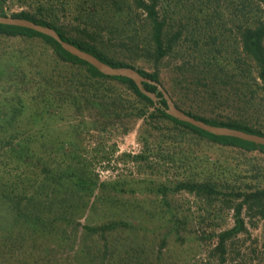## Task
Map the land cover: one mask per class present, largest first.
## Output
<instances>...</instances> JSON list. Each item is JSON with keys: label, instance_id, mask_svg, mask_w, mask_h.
<instances>
[{"label": "trees", "instance_id": "1", "mask_svg": "<svg viewBox=\"0 0 264 264\" xmlns=\"http://www.w3.org/2000/svg\"><path fill=\"white\" fill-rule=\"evenodd\" d=\"M8 2L26 8L6 11ZM0 15L50 26L64 40L112 66L137 69L161 83L176 105L197 119L264 136V0H0ZM2 37L41 39L55 66L37 64L30 77L12 54L7 67L19 98L0 102V167L10 171L14 163L27 165L31 180L30 187H21L27 181V177L20 180L23 172L13 179L14 171L3 173L0 168V264H264V187L245 183V175L230 160L218 157L213 162L202 148L231 147L248 158L252 152L264 154V144L218 135L176 118L166 112L167 100L156 84L144 81L161 106L132 78L103 73L48 34L0 23ZM57 66L65 76L56 71ZM29 80L31 122H40L42 132L22 140L15 132L2 131L13 126L16 113L27 107L20 94L28 91ZM65 109H70L66 117ZM89 111L94 119L88 126L100 131L121 123L129 132L132 126L125 125L126 119H143L138 134L142 149L125 157L153 168L152 173L185 165L186 179L176 175L175 184L165 179L153 187L162 202L169 206V195L181 190L209 203L220 201L233 208V225L186 236L178 215L158 211L157 218L164 220L161 226L173 225L158 248L148 249L147 214L125 211L128 204L123 203L100 224L82 225L79 236L81 223L68 213L75 202L80 201L77 208H87L95 189L101 187L92 207L95 211L102 201L116 199L119 204L115 194L123 198L128 190L117 183H100L92 169L79 166V154L64 166L54 163L50 152L37 150L35 143L46 139L43 128L50 125L48 120L71 121ZM70 142L62 140L67 149L58 147L55 158L65 162V154L73 148ZM263 170L253 169L255 180L249 182L262 180ZM239 181L246 188L233 186ZM109 185L116 188L114 195L104 190ZM261 224L263 229L256 231ZM172 231L175 239L170 241ZM133 235L144 238L134 243ZM21 237L25 243L19 242Z\"/></svg>", "mask_w": 264, "mask_h": 264}, {"label": "rangeland", "instance_id": "2", "mask_svg": "<svg viewBox=\"0 0 264 264\" xmlns=\"http://www.w3.org/2000/svg\"><path fill=\"white\" fill-rule=\"evenodd\" d=\"M23 8L26 7H23L20 4H13L11 2L4 5V10L6 11H9V9L10 11H20ZM0 52H3L4 54L3 56H0L4 61H0L2 64L0 67V102H14L19 98V94L16 93V91H19L18 86L15 87V83L13 81L14 75L7 73V67L10 66V60L13 61L14 57L18 61L20 69L27 72L30 77L31 69H34L37 64H41L44 67L55 66L54 64H50L52 60L47 53H44L41 39L27 37H2V39H0ZM140 65H145L147 69H152L148 64H144L143 62H140ZM56 71L61 72L62 75L65 74L64 69L61 70V66H57ZM17 78L22 80L24 77L21 73H19ZM25 86L29 88L28 91L20 95L26 102L27 107L22 112L20 111L16 113L15 116L17 121H13V126L6 128V131H2L3 133L11 132V134L15 132L21 136L19 139L22 140H25L26 136L32 135L37 131L38 134L42 132V130L40 131L42 128L40 122H31V116L34 113V110L31 109V80H29V84ZM69 111L70 109L63 110L64 113L62 112V114L64 117H66ZM72 114L75 115L74 113ZM10 116L12 117V114L9 113V117ZM75 116V119L71 121L66 120L64 117L62 119H53L52 121L48 120L50 125H48L47 128H43L48 132L47 137L46 139L40 138L37 140L35 143L36 149L44 151L45 153L50 152L53 162L62 163L64 166L72 164L73 156L79 154V158L82 161L79 166L92 169L94 175L99 178L100 183L102 181L117 183V187H123L128 190V192L122 193L123 198H121L120 194H115V196L119 198V204L116 203V199L114 202L111 201L106 204L102 201L98 204L95 211H93L92 207L95 202V198L103 191L101 187H97L95 189L87 208H77L80 201L75 202L74 207L68 210V213L72 212L75 221H77V223H81V225H78L80 226L78 232L79 236L83 233L82 225L87 223L100 224L106 220L107 214L109 215L112 211H116L115 208L123 203L128 204L127 207L125 206V211L137 212L138 214H142L144 217H146L147 214L148 218L145 222L146 224L144 225H146L147 229L151 230H147L146 233V237L148 238L145 245L148 246V249H152L153 247L158 248L162 244L161 238L166 236L169 232L168 230H170L169 226L173 225L171 222V224L167 223L164 227L161 226V223L164 224V220L157 218L158 211H171L172 213L174 212L178 215L183 220L184 229H181L186 236L189 235L188 233L194 234L201 229L212 227L221 229L233 225V208L220 201L209 203L206 198H201L194 193L181 190L169 195V206L162 202V197L160 194L154 192L153 187H155L160 180L165 179L171 184H175L177 181L176 175H180L181 178L179 179H184L186 177L184 175L185 165L183 168L177 167L176 165L169 166L165 170H156L154 171L155 173H152L151 171L153 168H145L139 165L140 162H136L125 157V154L127 153L134 155L139 153L142 149V145L138 140V134L142 127L143 119H126L125 121L127 123L125 125L130 127L132 126V129L129 132H124L125 127L120 126L121 123H117L118 125L116 124L111 127V130L100 131L96 128L92 129L88 126V123L94 119V117L90 114V111L86 112L84 115L78 114ZM86 121H88L86 126L87 129L84 127V123ZM62 140H71L70 143L73 144V148L64 156L65 162H61L62 159L60 156L55 158L59 153L57 150L58 147H62L61 149L64 148L65 150L67 149V146H64L61 143ZM42 143L44 144L43 146L41 145ZM202 148L213 162L218 157L230 160L233 167L235 166L234 168L241 170L243 175H245L244 177L246 178L243 179L245 183L248 182V184L252 186L258 185L259 187H264V178L260 181L256 179V181L249 182L250 180H255L253 178V169H256L257 166L264 168V154L252 152L248 155V158H245L242 156L243 154L238 152L237 149L231 147L211 145L207 149L204 146H202ZM61 154L62 153H60V155ZM203 164L201 165L202 170ZM12 166L13 167H10V171H5V167L2 165L0 167L2 169L1 172L8 173L14 171L13 179H16L14 177L17 173L23 172L24 174L20 177V180L27 177V181H22L20 185L21 187H30L31 168L24 164L17 165L15 163L12 164ZM17 166L19 168L15 169ZM140 167H142V169ZM7 177L8 176L5 178ZM5 178L4 180H6ZM243 181L234 182L232 184L233 186H243L246 188V184H244ZM115 189V187H111L109 185L104 190L114 195L113 193H116ZM122 206L124 207V205ZM83 209L84 211H82ZM260 229H263L262 224L256 228V231H260ZM171 233L172 236L170 241H173L175 239L174 231ZM22 234L27 235L28 232H24L23 230ZM133 238L135 243L136 240L140 242L144 237H138L137 239V236L133 235ZM27 239L31 241L32 244V239L30 240L28 237ZM19 242L25 243L24 238L21 237ZM189 242H191V240ZM59 256L61 258V254H59L58 257Z\"/></svg>", "mask_w": 264, "mask_h": 264}, {"label": "water", "instance_id": "3", "mask_svg": "<svg viewBox=\"0 0 264 264\" xmlns=\"http://www.w3.org/2000/svg\"><path fill=\"white\" fill-rule=\"evenodd\" d=\"M0 23L14 24V25H19V26L30 27V28H33L35 30H38L42 33H45V34H48V35L54 37L56 40H58L62 44V46L66 50H68L71 53L79 56L80 58L85 59L89 63L96 66L103 73L108 74V75L128 76V77L132 78L137 83V85L141 89V91L144 92L145 94H147L148 96H150L155 101L156 106H161V104L159 102L160 98L157 96V94L155 92L148 90L144 86V81H148V82L156 84L158 86V88L163 92L164 97L167 100L168 106L164 107L166 112L175 116L178 119L188 121L194 125H197L203 129H206V130L213 132L215 134H218V135H231V136L240 137V138H243L246 140L254 141L258 144H264V136H262V135L249 133V132H246L243 130L230 128V127H226V126L212 125V124H209L203 120L197 119V118L187 114L184 110H182L181 108H179L176 105L175 101L173 100V98L171 97L169 92L165 89V87L161 83L154 81V80L142 75L135 68L127 67V66L115 67V66H112V65L102 61L101 59H99L94 54H92L88 51H85V50L79 48L78 46H76L75 44L64 40L60 36V34L54 28H52L50 26H45V25L39 24L37 22H34L32 20L26 19V18L14 17L11 15H7V16L0 15Z\"/></svg>", "mask_w": 264, "mask_h": 264}]
</instances>
